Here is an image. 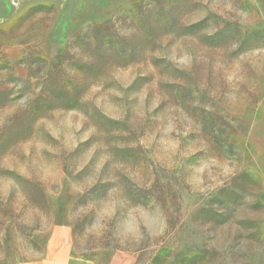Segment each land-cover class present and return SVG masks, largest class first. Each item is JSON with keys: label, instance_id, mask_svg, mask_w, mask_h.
<instances>
[{"label": "rangeland", "instance_id": "rangeland-1", "mask_svg": "<svg viewBox=\"0 0 264 264\" xmlns=\"http://www.w3.org/2000/svg\"><path fill=\"white\" fill-rule=\"evenodd\" d=\"M52 240L264 264V0H0V264Z\"/></svg>", "mask_w": 264, "mask_h": 264}, {"label": "crops", "instance_id": "crops-1", "mask_svg": "<svg viewBox=\"0 0 264 264\" xmlns=\"http://www.w3.org/2000/svg\"><path fill=\"white\" fill-rule=\"evenodd\" d=\"M136 256L128 252H118L110 258H102L92 253H74L62 241L52 240L45 255L27 264H136Z\"/></svg>", "mask_w": 264, "mask_h": 264}]
</instances>
